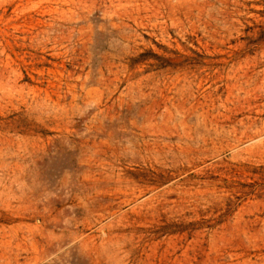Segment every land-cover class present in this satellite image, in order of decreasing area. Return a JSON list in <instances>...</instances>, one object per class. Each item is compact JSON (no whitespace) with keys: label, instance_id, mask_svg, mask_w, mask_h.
<instances>
[{"label":"rangeland","instance_id":"obj_1","mask_svg":"<svg viewBox=\"0 0 264 264\" xmlns=\"http://www.w3.org/2000/svg\"><path fill=\"white\" fill-rule=\"evenodd\" d=\"M0 264H264V0H0Z\"/></svg>","mask_w":264,"mask_h":264}]
</instances>
